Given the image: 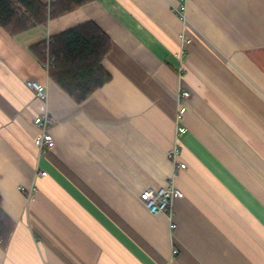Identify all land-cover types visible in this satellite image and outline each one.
Returning <instances> with one entry per match:
<instances>
[{
  "label": "crops",
  "instance_id": "0c3cea01",
  "mask_svg": "<svg viewBox=\"0 0 264 264\" xmlns=\"http://www.w3.org/2000/svg\"><path fill=\"white\" fill-rule=\"evenodd\" d=\"M177 3L90 0L22 33L0 27V204L13 221L0 264H264V0H189L185 24ZM85 20L110 37L111 76L75 102L28 46ZM180 88L184 168L169 157ZM45 109L55 144L39 153ZM171 179L173 227L140 197Z\"/></svg>",
  "mask_w": 264,
  "mask_h": 264
},
{
  "label": "trees",
  "instance_id": "16d2710c",
  "mask_svg": "<svg viewBox=\"0 0 264 264\" xmlns=\"http://www.w3.org/2000/svg\"><path fill=\"white\" fill-rule=\"evenodd\" d=\"M90 0H0V27L15 35L41 26ZM110 37L92 20H85L28 46L42 64L48 58V76L71 99L80 102L110 79L102 60ZM1 201V197H0ZM13 230L12 219L0 204V247Z\"/></svg>",
  "mask_w": 264,
  "mask_h": 264
},
{
  "label": "built area",
  "instance_id": "2783aa9c",
  "mask_svg": "<svg viewBox=\"0 0 264 264\" xmlns=\"http://www.w3.org/2000/svg\"><path fill=\"white\" fill-rule=\"evenodd\" d=\"M189 0H178L176 5H172L173 11L180 17L181 21L185 24L187 23L186 7ZM50 59H46L43 63V67L47 70L50 65ZM27 86L31 89L33 96L38 100H45L46 98V87L45 84L36 80L28 79L26 81ZM189 96V91L180 88L176 98V110L174 114L175 120V142L172 148L169 150V157L173 161V164L177 165L178 168H184L185 163L178 160L177 157L180 153L181 137L186 132V127L182 123V117L185 113V105L183 103L184 99ZM53 120V116L48 110H43L37 113L32 121L38 128V133L33 139V144L35 145L39 153H44L51 149L54 144V138L50 132V124ZM45 170L37 169L35 171V176L46 175ZM24 191L28 198H31L36 191V186L33 184L30 187H20ZM181 195L180 190L175 186L172 179L161 185L159 187H147L141 194V201L147 211L151 214H165L168 221L169 227H173L172 221V206L171 200L174 196ZM175 252V249H173Z\"/></svg>",
  "mask_w": 264,
  "mask_h": 264
}]
</instances>
